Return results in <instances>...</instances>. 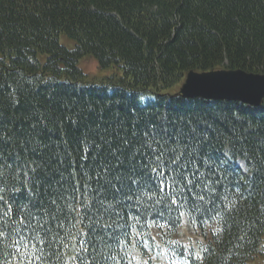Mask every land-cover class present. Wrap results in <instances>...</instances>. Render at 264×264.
Returning a JSON list of instances; mask_svg holds the SVG:
<instances>
[{"label": "trees", "instance_id": "1", "mask_svg": "<svg viewBox=\"0 0 264 264\" xmlns=\"http://www.w3.org/2000/svg\"><path fill=\"white\" fill-rule=\"evenodd\" d=\"M62 33L74 48L60 44ZM87 55L100 71L93 79L78 66ZM219 68L264 73V0H0L5 183L26 184L28 173L35 180L33 193L38 190L45 201L68 188L58 201L66 208L78 180L97 187L82 164L93 178V162L101 159L125 171L146 132L167 133L170 146L187 144L204 161L205 182L215 191L195 207L178 201L163 218H130L139 205L121 210L106 201L113 203L111 218L94 219L127 225L122 243L104 249L109 264H137L139 258L142 264H264V98L261 106L250 107L178 94L188 71ZM85 141L92 144L87 152ZM118 201L127 205L123 195ZM60 219L63 230L49 217L48 227L63 243L54 246L59 256L46 250L48 264H78L72 258L85 255L76 252L80 226ZM35 243L21 245L19 254L14 245L5 248L12 255L0 260L40 264Z\"/></svg>", "mask_w": 264, "mask_h": 264}, {"label": "snow or ice", "instance_id": "2", "mask_svg": "<svg viewBox=\"0 0 264 264\" xmlns=\"http://www.w3.org/2000/svg\"><path fill=\"white\" fill-rule=\"evenodd\" d=\"M164 135L154 131L146 132L139 146L131 151L130 165L125 171H117L119 164L113 166L101 159L99 164L93 162L92 167L96 171V176L93 178L89 176L91 169H84L82 164L84 176L89 180L95 179L97 187L94 189L88 183L82 185L78 180L77 184L71 187L66 208L61 207L58 201L65 198L68 188H63L62 192L55 193L45 201L38 195V190L37 193H33L35 180L30 178L28 173L25 174L27 183H21L16 187L14 184H6L3 172H0V257L12 255L5 251V248L14 245L15 253L19 254L21 245L27 248L29 242L35 241L33 247L40 253L36 256V260L40 261V264H48L46 250L52 256H59L54 246L58 240L63 243V238L58 232L48 227L49 217L57 221V229L63 230L64 222L60 219L63 215L74 221V227L80 226L77 232V236L80 237V247L76 252L85 255H77L72 259L78 264H109L112 257H105L104 249L111 251L114 246L122 243L121 236L126 235L124 229L127 225L116 221L102 223L101 219H94V216L101 218L108 216L110 219L114 213L112 202H115L116 207H120L121 210L125 206L139 205V211L134 217H130L139 220L143 213H153L163 218L165 213L170 214L175 210L174 206L178 201L191 204L193 207L204 201L205 195L215 191L211 184L205 182L208 177L201 171L204 161L198 159V154H194V150H190L187 144L170 146L164 140ZM85 143L87 145L85 152H87L92 148V144L87 141ZM124 145L126 149L132 147L128 140L124 141ZM95 148L98 152L103 150L100 144H96ZM137 156L140 157L139 160L136 159ZM116 159L119 161V157ZM3 166L0 162V168ZM38 169L39 165L31 169L33 177ZM208 171L215 175L210 163ZM63 180L64 178L61 177V181L57 183H62ZM166 187L170 190V194L166 191ZM108 190L115 193L111 198L105 194ZM120 195L124 196L127 205H122L118 201ZM109 199L112 202L105 206ZM89 200L92 202L89 203ZM4 208L7 210L3 211ZM196 210L199 211V208ZM17 212L20 213L19 219L15 218ZM85 220L88 221L86 228L83 227ZM26 232L30 235H25ZM65 235L71 233L66 232ZM9 237L13 238L11 244L7 243ZM89 256L91 260L88 259ZM0 264H4L3 260H0ZM21 264H24L23 260Z\"/></svg>", "mask_w": 264, "mask_h": 264}, {"label": "water", "instance_id": "3", "mask_svg": "<svg viewBox=\"0 0 264 264\" xmlns=\"http://www.w3.org/2000/svg\"><path fill=\"white\" fill-rule=\"evenodd\" d=\"M179 94L185 98L239 101L260 106L264 97V73L243 69L187 72Z\"/></svg>", "mask_w": 264, "mask_h": 264}, {"label": "rangeland", "instance_id": "4", "mask_svg": "<svg viewBox=\"0 0 264 264\" xmlns=\"http://www.w3.org/2000/svg\"><path fill=\"white\" fill-rule=\"evenodd\" d=\"M59 42L61 45L66 47L67 49H72L75 46V43L73 40L69 39L65 34L59 35ZM78 66L81 68V70L87 74V76L90 79L96 78L100 76V71L98 69L96 61L91 56H84L82 57L79 62ZM187 234L185 233L184 236Z\"/></svg>", "mask_w": 264, "mask_h": 264}]
</instances>
